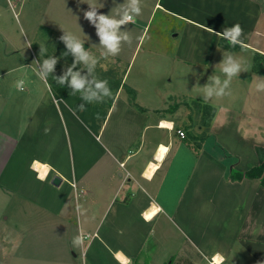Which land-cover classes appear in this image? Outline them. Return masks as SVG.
I'll return each instance as SVG.
<instances>
[{"label":"crops","instance_id":"0c3cea01","mask_svg":"<svg viewBox=\"0 0 264 264\" xmlns=\"http://www.w3.org/2000/svg\"><path fill=\"white\" fill-rule=\"evenodd\" d=\"M122 1L90 0L104 5L98 9L103 14H114ZM205 1L155 0L150 16L160 10L206 31L212 48L220 37L215 32L230 27L214 19L233 15L209 11ZM81 2L67 0V11L53 9L40 25L96 30L84 18L89 5ZM257 2L251 4L261 13L249 33L244 19H237L244 24V48L253 55L264 54V6ZM147 25L137 27L132 43L110 57L126 66L113 84L107 80L113 96L98 133L65 99L54 97L48 80L35 75L40 57L32 45L33 53L19 48L16 56L0 58L1 218L8 212L5 223L22 222L26 253H44V264H213V257L221 261L215 264H264V185L258 178L229 177L232 169L245 171L259 163L255 147L264 146V91L256 86L264 73L241 72L231 83V95L207 103L215 113L204 143L195 147L192 108L186 105L192 103L181 98L189 94L196 104H206L201 86L208 76L221 74L223 55L207 54L192 40L165 53L155 49L160 40L154 39L134 68ZM27 27L38 24L28 21ZM73 34L102 51L99 38ZM35 44L37 49L45 45L42 39ZM124 46L131 52L128 61ZM152 53L158 60L165 53L167 62L154 64ZM160 64L162 77L177 69L176 85H160ZM152 69L159 72L156 77L149 75ZM18 79L25 80L24 91L16 90ZM192 85L197 95L190 94ZM161 145L166 150L158 158ZM36 162L47 165L44 176ZM151 163L156 167L147 175ZM54 176L59 185L52 183ZM81 233L85 241L74 248L73 237Z\"/></svg>","mask_w":264,"mask_h":264},{"label":"rangeland","instance_id":"374dc122","mask_svg":"<svg viewBox=\"0 0 264 264\" xmlns=\"http://www.w3.org/2000/svg\"><path fill=\"white\" fill-rule=\"evenodd\" d=\"M78 1L80 2V0ZM109 1L117 2L118 0ZM154 1L155 0H141L142 14L136 18L135 24H129L126 29L130 32L132 37L135 38L137 35V32L135 31L136 28L144 26L146 25V23H148L147 29L142 38V42L140 45L141 49L138 53L136 65L134 66V68H137L141 63L142 58L145 55V49H147L151 41H153L154 39H159L160 41L155 45V49H159L160 51L165 53H174L178 43L187 44L192 40L193 42L199 43V46L203 44L205 46L204 51L207 54L215 53L216 55H223V53H230L234 57L240 58L244 62V66L247 67L250 71L254 70V55L250 49L244 48L241 50L232 51L219 47L218 41L216 42L214 47L211 48L213 37L206 31H203L199 28H192L191 26L187 25L186 21H183L182 19H179L177 17H166L160 10H155L154 13L150 16V11L153 7ZM200 1L204 2L205 0H199V2ZM251 1L252 0H206L205 2L209 11H214L217 9L218 13H220L221 11V14L229 13L233 15L232 17L224 15L223 18L220 19V21L218 19H214L215 21H217L218 23L221 22L224 25L231 26L237 23V19L243 18L245 21V30L249 33V28H252L257 19V16H260L261 13L260 8L253 7ZM253 1L258 3L257 0ZM100 2H102V0H100ZM123 2L124 1H122V3ZM260 2H262V5L264 6V0H260ZM45 8L46 11H44ZM68 8L69 6L67 7V0H0V58L7 54H13L14 56H16V52H19V48H23L24 51L33 53V51H31L32 48L39 55L40 48L37 49L35 47L36 44L33 45V43L36 42L37 39H42L45 44L44 47L47 50L45 53L47 57L56 56V58L58 59V62L55 66V72L57 75H55V73H53L52 75H62L66 67L70 66L73 62V56L71 54L65 57L64 52L66 51V45L62 40H60V37L64 35V32L62 31L65 30L71 33H76L77 35H82V37H84L85 39H87L88 36H93V39L95 41L99 38L96 35V30L80 29L77 32L66 27L63 30L55 31L51 29V31L46 29L44 25H40L41 22L46 24V20L49 19L48 17H50L53 9H57L60 12H65ZM54 15L56 16V14ZM28 21L32 25L38 24V27L29 29L27 27ZM243 25L244 24H241L244 33ZM250 25L251 27H249ZM33 39L35 40L33 41ZM29 43L32 45V47L31 45L28 46ZM84 46L94 55H100V53L98 51H94L93 48H90L86 45ZM124 48L126 50L123 53H126V57H128L126 61H128L131 52L129 47L124 46ZM165 53H162V56H160L159 60L157 55H154V53L149 56L154 58V64L158 62H167V58L164 56ZM39 57V60L45 58L44 56ZM219 59H223V57H219ZM18 63L19 62L17 61V65ZM262 65V69H264V61ZM125 66V62H112L110 57L107 60L102 59L100 64L97 66L96 75L99 78L109 80L112 83V80H116L117 74H119V71L121 69L123 71ZM168 68L170 69V65L168 66ZM158 69L161 73V78L159 79L160 85H165L166 87L167 83H169L168 85L174 86L177 84V82H179L176 77L177 69H175V71H173L172 74L170 73L169 75L165 72L167 77H162L164 68L161 64ZM158 73L159 72L155 73V69L149 71V75L155 74V76L153 77H156ZM204 74L206 73L203 72V75ZM48 83L54 97L57 99H63L61 97H57V95L54 93L52 85L58 84L55 82L52 76L49 77ZM189 90L190 94L194 93L197 95L198 93L197 85H192L191 87H189ZM187 96L181 98V102L185 103L187 99L190 103H192L186 104L191 106L192 108V113L189 117V120L190 123H192L191 127L194 128H192L190 132L192 134H195L197 137H200L202 133H206L208 131L207 127L201 125V123L204 122L205 116L203 107L204 105L196 104L195 100L198 101L197 98L190 97L189 94ZM67 98L74 104L79 103L75 101V98L72 95H68ZM111 99L106 100V102L102 104L85 105L86 110L83 113V118H81L77 114L78 117L84 123H86L87 119H89L93 124H100L105 115L106 108L108 104H110ZM251 102H255L254 98L251 99ZM230 105L234 106L235 104ZM169 109L170 108L166 110ZM207 117L208 116H205V119ZM193 143L194 145L197 143L195 138ZM8 214V212H5L2 218L0 215V264H44L46 256L44 253H40L35 249H30L26 253V250L23 247V238L21 233L22 222L14 220L5 223L3 218Z\"/></svg>","mask_w":264,"mask_h":264},{"label":"clouds","instance_id":"9594fccd","mask_svg":"<svg viewBox=\"0 0 264 264\" xmlns=\"http://www.w3.org/2000/svg\"><path fill=\"white\" fill-rule=\"evenodd\" d=\"M89 5V10L84 12V18L90 21L96 29L99 37V46L102 49L99 56L94 55L86 49L85 41L75 34L65 31L60 40L66 45L65 57L71 54L73 62L66 67L63 74L53 76L55 66L58 62L56 56H48L37 61L35 75L42 81H47L50 76L58 85L67 86L73 96L79 94L82 101L78 105L79 111H85L87 104H102L111 99L113 93L109 83L105 79H100L96 75L97 66L101 60L109 57H116L120 54L123 44H131L133 37L127 26L136 23V18L142 14L141 0H124L123 3L115 6L114 14H103L98 12L99 8L90 0H82ZM221 39L227 41L230 47H244L243 28L239 23L224 28L221 32H215ZM29 44L28 46H30ZM46 48L40 45L39 56H45ZM220 75H210L207 82L201 86V95L204 103H210L214 98H223L231 95L230 87L234 78L249 69L244 66V62L230 53H223V59L219 62ZM223 77V78H222ZM25 80L18 79L15 83L17 91H24ZM258 91H264V82L257 84ZM75 114V112H74ZM172 127L171 124L168 125ZM50 129H45V133ZM85 236L83 233L73 237L72 245L78 248L83 245Z\"/></svg>","mask_w":264,"mask_h":264},{"label":"trees","instance_id":"16d2710c","mask_svg":"<svg viewBox=\"0 0 264 264\" xmlns=\"http://www.w3.org/2000/svg\"><path fill=\"white\" fill-rule=\"evenodd\" d=\"M218 45L224 49H229L232 51H237V50H241L243 48H241L240 46H236V47H230L229 44L227 43V41L221 39L219 37L218 40ZM264 61V54L260 53V52H256L254 54V71L255 72H261L264 73V69H262V63ZM52 88L54 90V93L57 95V97H61L63 99H65L68 103V105L76 112V114H78L81 118H83V113L84 111H79L78 109V105L82 103V101L79 98V94L73 96L71 94V90L67 87V86H61V85H52ZM72 95L75 98V101L79 102L78 104H74L72 101H70L67 96ZM74 101V102H75ZM204 115L208 116L205 119L204 116V122L201 123L202 126L208 127L210 124L211 119L214 116L215 113V108L213 106H211L210 104H205L204 106ZM86 124L88 125V127H90L94 132L98 133L99 129L101 128V123L100 124H91L89 123L88 119L86 121ZM207 133H202L200 137H196V141L197 143L195 144V147H200L202 145V143L205 141ZM256 150V154L258 156L259 159V163L257 165H254L252 167H250L249 169L245 170V171H238V170H234L232 169L230 171V179L231 180H240L242 178H258L260 179L261 183L264 185V146L258 145L255 147Z\"/></svg>","mask_w":264,"mask_h":264},{"label":"bare ground","instance_id":"6f19581e","mask_svg":"<svg viewBox=\"0 0 264 264\" xmlns=\"http://www.w3.org/2000/svg\"><path fill=\"white\" fill-rule=\"evenodd\" d=\"M163 124L164 125H169L170 124V122H168V121H163ZM165 150H166V147L165 146H163V145H161V147H160V149H159V152H158V154H157V156H158V158H160V157H162V155L164 154V152H165ZM35 166H37V168L39 169V170H41L40 171V175L41 176H44L45 175V173H46V171L48 170V167H47V165L46 164H41V163H38V162H36L35 163ZM156 166H155V164L154 163H151V167H150V169H148L147 171H146V174L147 175H150V174H153L152 172V170H154V168H155ZM152 171V172H151ZM150 212H147V216H150ZM120 257L121 258H123V256H121L120 255ZM217 260H219L218 258H217Z\"/></svg>","mask_w":264,"mask_h":264},{"label":"built area","instance_id":"2783aa9c","mask_svg":"<svg viewBox=\"0 0 264 264\" xmlns=\"http://www.w3.org/2000/svg\"><path fill=\"white\" fill-rule=\"evenodd\" d=\"M177 131H178V134H179L180 136H182V137H185V136H186V133H185L184 130H182V129H178ZM220 262H221V261H220V260H216L215 257H213V259H212V261H211V263H213V264H215V263H220Z\"/></svg>","mask_w":264,"mask_h":264},{"label":"water","instance_id":"95a60500","mask_svg":"<svg viewBox=\"0 0 264 264\" xmlns=\"http://www.w3.org/2000/svg\"><path fill=\"white\" fill-rule=\"evenodd\" d=\"M52 183L54 185H59L61 183V179L58 176H54L52 179Z\"/></svg>","mask_w":264,"mask_h":264}]
</instances>
